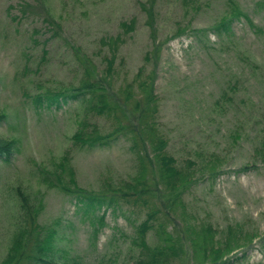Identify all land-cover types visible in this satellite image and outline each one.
Here are the masks:
<instances>
[{"label": "rangeland", "instance_id": "rangeland-1", "mask_svg": "<svg viewBox=\"0 0 264 264\" xmlns=\"http://www.w3.org/2000/svg\"><path fill=\"white\" fill-rule=\"evenodd\" d=\"M233 1L255 25L236 18L231 34L221 35L218 23L229 18ZM259 1L0 0V114H5L0 137L16 144L9 157L0 158V263L21 216L20 190L40 211L45 231L55 230L58 249L78 254L82 264L109 259L135 264L138 250L128 237L146 218L145 207L122 204L116 211L85 213L63 189L99 190L130 179L137 165L131 141L117 136L93 147L76 142L81 130L86 136L95 127L103 135L111 132L115 119L97 116L83 100L50 101L58 92L69 96L92 74L103 85L106 78L108 95L120 102L141 69L143 78L152 77L159 97L158 127L168 140L167 153L196 174L185 195L186 218L218 230L243 224L258 237L250 248L229 255V264L264 263V5ZM145 5H154V31ZM132 21L133 31L121 26ZM133 105L127 117L134 122ZM211 154L223 165L216 179L198 170ZM104 212L105 225L96 232ZM169 227L174 230L172 223ZM191 263L188 250L174 262Z\"/></svg>", "mask_w": 264, "mask_h": 264}, {"label": "trees", "instance_id": "trees-1", "mask_svg": "<svg viewBox=\"0 0 264 264\" xmlns=\"http://www.w3.org/2000/svg\"><path fill=\"white\" fill-rule=\"evenodd\" d=\"M258 3L264 5V0ZM146 7L147 5L145 9L149 17L147 25L154 31V5ZM227 14L230 15L229 18L218 23L217 30L221 35L231 34L236 18L243 17L252 26L255 25L235 1ZM133 23L123 22L121 26L133 31ZM117 40L119 42L120 39L115 38L114 45H118ZM159 50L156 48L157 52ZM149 57L147 54L145 58ZM112 59L113 56L108 59V68H112ZM109 85L106 78L103 85L91 74L90 78L80 82L75 92L69 96L58 92L53 95L50 103L58 105L69 98L83 100L88 102L89 110L93 109L97 116L115 119L111 132L103 135L100 129L95 127L93 132L86 136L81 130L74 135V140L93 147L109 143L117 136L125 139L127 137L131 141V150L137 161L136 173L128 180L117 184L108 183L99 190H83L77 185H74L73 190L63 189L76 197L79 205L85 208V213L99 208H112L116 211L122 204L131 208L145 207L146 218L135 227L136 233L128 237L131 247L136 246L138 250L135 264H174L176 258L187 250L191 264H229L228 257L234 251L244 247L250 248L258 234L248 230L243 224H231L224 230H218L209 222H191L186 218L185 195L195 185L196 174L193 170L181 167L178 160L167 153L168 140L158 127L157 115L161 104L159 97L154 93L152 77L146 75L143 78L142 69L139 70L134 83L124 88L126 97L119 98L120 102L113 101L108 95ZM132 103L135 106L131 112L135 118L134 122L127 117L128 107ZM118 111L121 116H118ZM3 118L4 113L0 114V121ZM15 148L13 139L0 137V158L9 157ZM260 150L264 160V137ZM220 162L217 154H211L204 161H200L198 170L207 173L208 178L216 179L223 172ZM19 192L21 216L6 258L0 264H82V257L78 254L74 255L56 247L53 239L55 230L45 231L39 221L40 211L35 209L30 198L27 199L20 190ZM105 216L106 212L98 218L97 228L93 227V230L97 232L105 225ZM177 216L180 224H177ZM170 223L173 224V231L170 230ZM93 224L96 226L95 222ZM150 237L154 239L153 244ZM243 256H236V259L241 260ZM114 263L115 260L109 259L108 264Z\"/></svg>", "mask_w": 264, "mask_h": 264}]
</instances>
